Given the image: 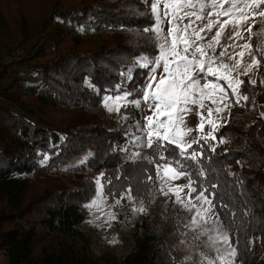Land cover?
I'll use <instances>...</instances> for the list:
<instances>
[{"label": "trees", "instance_id": "16d2710c", "mask_svg": "<svg viewBox=\"0 0 264 264\" xmlns=\"http://www.w3.org/2000/svg\"><path fill=\"white\" fill-rule=\"evenodd\" d=\"M49 22L53 31L32 50L35 54L29 59L34 63L26 66L28 78L21 75L23 62L13 56L8 65L0 66V251H12L11 264H181L180 254L174 253L167 240L173 235H163L148 212V177H156V164L165 163L159 160L161 150L155 145L148 148L152 163L113 154L114 140L121 149L130 141L125 127L108 117L102 107L106 93L118 96L126 91L131 93L127 105L131 124L142 119L139 107L132 103L141 98L147 72L139 59H152L158 53L153 34L144 31L154 22L149 4L144 0H102L76 9L55 8ZM109 33L129 40L98 52L68 49L65 56L59 55V61L35 62L37 56L57 51L68 37L81 44L84 39H100ZM262 66L257 85H248L249 78L244 76L240 92L249 100L232 114L229 125L215 133L217 138L227 139L225 144L212 152L211 140L201 141L204 156L199 163L180 156L173 145L164 152L169 161H180L198 184L210 191L211 185L217 186L215 210L233 243L239 241L236 258L241 264H264V117L255 116L260 109L264 111ZM21 96L36 98L45 108L85 113L101 110L100 118L107 119L83 118L58 127L23 105ZM193 150L200 151L199 145L188 152ZM200 168L206 180L198 177ZM100 170L106 173L104 194L115 208L113 230L121 238L133 230L130 247L123 252L116 249L113 256L105 251L99 254L84 229L86 202L96 189L93 174ZM58 175L67 183L49 186L33 205L24 203L34 180ZM137 176L146 179L136 187ZM128 188L145 209L141 217L132 211L134 201L125 199L114 206ZM221 203L226 207L220 208Z\"/></svg>", "mask_w": 264, "mask_h": 264}, {"label": "snow or ice", "instance_id": "6c2138e0", "mask_svg": "<svg viewBox=\"0 0 264 264\" xmlns=\"http://www.w3.org/2000/svg\"><path fill=\"white\" fill-rule=\"evenodd\" d=\"M149 4L151 15L154 18L153 25L145 28V32L154 34L158 41V53L154 58H142L140 67L147 69L145 81L141 86V98L132 103L139 107L142 102L148 105L152 113L145 117L146 127L144 135L146 146L160 149L159 160L165 163H157L155 176L168 186V190L161 187V192L174 197V203L181 204L188 211L195 213L191 223L186 225L193 230L207 224L214 214L215 224H219V213H214L217 207L213 201L216 199L214 189L212 191L204 187L202 183L192 178V174L185 170L180 161H169L164 152L168 151V145L179 149V155L199 163L203 158L204 144L209 140H216L215 133L223 124L220 119L214 118L234 105L243 107L241 101L247 102L248 95H242L241 86L245 83L242 76H247L258 70L264 60V45L253 50L250 44L252 28L256 18L264 23V0H144ZM167 23L168 31L165 33L164 24ZM214 34L209 39L207 34ZM231 29L227 36L228 43H221L224 34ZM245 33L249 36L246 37ZM264 35V30L261 32ZM240 41H244L240 43ZM219 48V52L217 49ZM250 61L245 63L244 57ZM243 69L242 71L240 69ZM159 73V74H158ZM213 78V79H210ZM203 81V83L201 82ZM223 81V83H221ZM248 83L256 85L255 79H249ZM264 83V80L261 81ZM231 93V96L229 95ZM131 93H124L115 97L105 96L104 106L109 111H119L120 102L127 101ZM116 101L115 107L109 105L110 101ZM207 102V103H206ZM197 106L199 109V124L197 131L201 134L193 140L186 137L193 131L183 127L185 116L191 111L189 106ZM124 106H127L125 103ZM207 109V115L204 110ZM264 117V113H261ZM211 126V131L204 134L205 124ZM227 139L221 137L218 143H226ZM199 145L200 151L193 150L192 145ZM210 151L215 152L216 146H211ZM198 177L207 179L203 168H200ZM186 177V185L173 186L171 181ZM102 178H97L96 198L86 205L88 208L102 207L104 203ZM152 179L151 176L148 177ZM185 189L188 191L185 193ZM195 194V195H193ZM134 201L132 189L128 188L120 199L115 200L114 206H118L121 200ZM206 205V206H205ZM220 208L226 207L224 204ZM132 211L144 212L143 206L133 208ZM105 219L111 222L115 219L114 213H109ZM204 229L203 234L208 236L209 241L215 245H222L217 252L220 264H234L237 255L239 241L233 243V238L227 233L215 229ZM198 239V237H195ZM115 242V241H113ZM208 264H215L209 261Z\"/></svg>", "mask_w": 264, "mask_h": 264}, {"label": "rangeland", "instance_id": "374dc122", "mask_svg": "<svg viewBox=\"0 0 264 264\" xmlns=\"http://www.w3.org/2000/svg\"><path fill=\"white\" fill-rule=\"evenodd\" d=\"M100 1L102 0H0V66L8 65L11 62L10 57H16L14 59L15 61L23 62V64L20 65L24 70L21 75L24 73V76L28 78L26 66L29 63H34V61L29 59L32 56L34 57L35 53L32 52V50L34 48H39V45L45 43L48 37L47 36L44 39L46 33H51L53 31L51 23L49 22V16L53 10L55 8L66 10L76 9L87 5L90 2ZM262 30H264V23H261L260 18L257 17L256 23L252 28L251 39L249 41L253 47V50H256L257 48H260L262 45H264V35L261 34ZM164 31L165 33L168 31L167 23L164 24ZM214 32L215 29H213L212 33L207 34L209 39L214 34ZM230 34L231 29L225 32L221 43H228L227 36ZM245 36L248 37L249 34L245 33ZM128 40L129 38H127L125 35L109 33L105 34L100 39H84L81 44H77L71 37H68L61 43L57 51H47L46 53L37 56L35 58V62L46 64L54 60L59 61V55L65 56L66 52H64V50L68 49L76 51L79 50L80 52H98L102 51L103 49H107L112 45L128 42ZM154 40L157 44L158 41L155 38ZM243 42L244 41H240V43ZM217 52H219V48L217 49ZM139 60V63L142 64V58ZM244 61L247 63L250 61V58L246 55L244 57ZM261 65L264 66V60H262ZM240 70L242 71L243 69L241 68ZM260 74L261 73L259 69H254L253 72L249 73L246 77L256 80V78H259ZM243 78L244 76L241 77V79ZM210 79L213 78L210 77ZM262 79L264 80V76H262ZM201 82L203 83V81ZM221 83H223V81H221ZM248 85H250V83H248ZM229 95L231 96L230 92ZM105 96L115 97V94L106 93L103 98ZM129 97H127V101L120 102L119 111H109L108 108L104 106L103 100L102 107L106 110L105 112L107 116L120 121L121 127H125L123 128L125 130L124 133L127 136V139L130 141L129 145L121 149L122 145L114 140L112 142L111 151L115 155L125 157V159L130 158L131 161H145L147 163H152L153 157L148 152V147L146 146V137L144 135V129L146 127L145 117L151 115L152 113L148 110V105L142 102L139 106L142 119L131 124V113L127 112L128 108L127 106H124L125 103H127V105L131 103ZM20 101L23 103V105L27 106L28 109L36 111L39 116L57 125L58 127L67 126L69 122L70 124L76 121L80 122V119L83 118H90L95 120V122H103L105 119H107V117H104V119L100 118L102 116L101 110H99L100 112L91 110L85 113L78 109L68 110L65 108H45L40 105V102L36 98L31 96H21ZM242 103L243 101H241V104ZM109 105L115 107L116 101H110ZM189 107L191 108V111L186 114L183 127L193 129V131L186 137L188 140H193L201 134L197 131L199 124V109L197 106L190 105ZM240 107L241 106L234 105L221 113L219 117H217V115L214 113V118L220 119V122L223 124V126H227L229 125L232 114L234 112L238 113L240 111ZM204 113L207 115V109L204 110ZM261 113H264L262 109H260L255 114V116H261ZM210 131L211 126L206 123L203 132L204 134H207ZM229 132H231L230 128ZM220 138L221 137H216V140H211L209 143L210 146H220L221 144H225L218 143ZM105 176L106 173L104 170H100L99 172L93 174V177L96 180L97 178H102V185L104 183L103 180ZM145 179V176L142 179L141 177L137 176L135 184L136 187L141 184V180L144 182ZM43 180L37 179L33 181L30 188L25 192V204H35L39 197L44 194V190H46L49 186H58L60 185L61 181L66 183L68 181L64 178V176L61 175L56 176L54 179L50 177ZM148 182V196L150 198L148 212L151 214L150 218L152 219V224L162 230L163 235H173L171 240H167L171 244L174 253L180 254L181 264H208L209 261H214L215 264H220L218 255L223 253V246H214L209 241L208 236L203 234L204 229H210L212 230L210 234L215 235V229L218 228L220 232L227 233L229 235L228 228L224 225L220 218V223L215 224L214 221L216 216L213 214L208 223L202 224V227L200 228L193 230L190 227H186V225L191 223L195 209L193 211H188L182 207L181 204L174 203V197L171 194L165 196L160 189L163 186L165 191H167L168 186L163 184L162 181L157 177H154L151 180L148 179ZM187 183L188 179L186 177L171 181L173 186L186 185ZM69 187L74 186L70 185ZM96 189L91 198L86 202V205L90 204L91 201L96 198ZM184 191L186 193L188 189H185ZM104 198L105 200L102 207H86L87 220L84 229L89 243L95 246L99 254L105 251L108 255L113 256L116 249L123 252L127 250L128 247H130V245L133 243L131 236L133 230L126 233L122 238L113 230L111 223L112 221L108 222L105 217L109 213L115 214V208L113 207V204L107 199L105 194ZM134 203L136 208L141 207V201L135 200ZM214 213H217L215 209ZM137 214L139 217L142 216V212H138ZM195 237H198V239ZM40 245H43V241L38 244V248ZM217 247H220L221 253L217 252ZM11 260L12 251L10 249H4L0 251V264H11ZM234 264H241L236 257Z\"/></svg>", "mask_w": 264, "mask_h": 264}, {"label": "built area", "instance_id": "2783aa9c", "mask_svg": "<svg viewBox=\"0 0 264 264\" xmlns=\"http://www.w3.org/2000/svg\"><path fill=\"white\" fill-rule=\"evenodd\" d=\"M16 58V57H15ZM10 60L12 61V57H10Z\"/></svg>", "mask_w": 264, "mask_h": 264}]
</instances>
